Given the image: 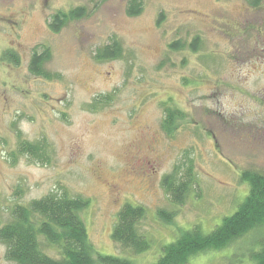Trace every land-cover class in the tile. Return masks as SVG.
<instances>
[{
  "label": "rangeland",
  "instance_id": "rangeland-1",
  "mask_svg": "<svg viewBox=\"0 0 264 264\" xmlns=\"http://www.w3.org/2000/svg\"><path fill=\"white\" fill-rule=\"evenodd\" d=\"M142 1L141 13L129 16L127 0H0V226L16 203L66 191L89 198L80 215L97 253L149 264L180 230L208 232L231 214L248 191L242 171L264 173V0L257 7ZM75 6L86 15L58 32L48 28L53 13ZM110 37L122 56L96 61V47ZM176 40L183 46L169 49ZM37 46L49 49L45 68L58 77L29 71ZM7 49L19 63L2 59ZM106 93L110 102L91 110L93 98ZM164 104L181 114L171 136L161 128ZM20 138L45 140L49 162L13 161ZM175 166H191L196 181L181 204L161 183ZM125 202L146 208L139 223L151 244L145 252L122 251L111 238ZM158 209L172 211L171 221ZM260 237L250 232L188 264H241L234 254L246 264V250ZM0 264H15L1 242Z\"/></svg>",
  "mask_w": 264,
  "mask_h": 264
},
{
  "label": "trees",
  "instance_id": "trees-1",
  "mask_svg": "<svg viewBox=\"0 0 264 264\" xmlns=\"http://www.w3.org/2000/svg\"><path fill=\"white\" fill-rule=\"evenodd\" d=\"M250 6L257 7L261 0H245ZM143 9L142 0H127L126 13L135 16ZM86 15L83 6H75L68 10H57L47 25L51 31L58 32L69 21ZM197 38L194 39V42ZM195 48V44H190ZM179 41L171 42V50L181 48ZM37 46L32 49L28 62L29 71L42 78L58 77L45 68L50 57L47 47ZM121 43L115 37L96 47L93 58L106 61L121 57ZM3 60L19 63V54L12 49L2 52ZM111 93L100 94L93 98L90 109L110 102ZM180 111L172 105H163L161 128L171 136L176 128ZM14 161L17 155H24L30 161L48 163L50 160L49 144L43 140H27L20 138L16 148L10 152ZM240 178L248 184V191L237 204L236 209L225 215L221 222L208 232L199 226L180 230L179 234L161 246V253L149 264H188L189 260L207 251H218L227 248L234 241L250 232L260 231V239L253 240V245L246 250V264H264V173L244 170ZM191 166L183 172L178 166L162 177L161 183L170 195L174 204H181L189 189L195 183ZM89 198L80 195L71 196L66 191L48 192L40 198L31 199L26 204L16 203L11 208V218L0 226V242L5 245V257L15 264H133L124 256L100 254L94 250L89 241L85 223L80 215L81 210L89 205ZM146 208L141 204L125 202L116 213L111 230L112 240L122 251L139 254L147 251L151 244L147 236L139 231V223L144 219ZM158 217L170 222L173 212L158 209ZM51 247L55 254H49L45 248ZM244 254V253H243ZM235 261L242 264L243 259Z\"/></svg>",
  "mask_w": 264,
  "mask_h": 264
}]
</instances>
